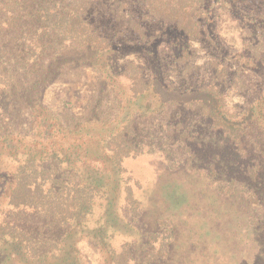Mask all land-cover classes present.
<instances>
[{"label":"rangeland","instance_id":"1","mask_svg":"<svg viewBox=\"0 0 264 264\" xmlns=\"http://www.w3.org/2000/svg\"><path fill=\"white\" fill-rule=\"evenodd\" d=\"M117 1L109 6H95L103 33L114 41L111 51L105 52L100 60L103 66L111 64L114 76L107 93L102 90L104 84L97 68L73 63L72 59L79 54L75 49L65 52L59 60L61 63L54 62L53 68H58L56 77L50 73L38 86L24 92L30 78L47 70L49 55L45 54L41 65H31L28 71L10 51L11 42L6 44L7 52L1 44L2 61L16 69V81L21 89L4 94L0 100V136L33 129L34 113L41 112L42 106L59 114L67 124L73 123L75 116L94 118L98 113L116 114V95L122 96L125 88L128 92L129 80L123 75L128 61L138 63L146 79L159 75L165 84L178 90L210 84L216 77L212 62L225 61L229 77L225 81L220 78L218 83L228 110L241 111L256 98L264 84V46L260 69L245 66L239 69L232 57L248 54L251 51L248 44L259 38L240 19L228 16L224 7L211 17L208 31L189 41L172 24L143 21L144 0ZM263 1L238 0V3L247 12L259 13L264 9ZM131 18L145 27V40L131 29ZM238 76L243 85L236 82ZM99 99L102 104L97 110ZM134 128V138L141 151L125 158L123 166L124 177H130L127 184L140 201L139 215L127 203V187L122 180L116 203L120 216L111 223L120 229V234L111 238L114 246L120 248L129 242L135 264H264V143L261 139L255 135V140L253 137L234 140L216 127L200 106H169L147 117H137ZM12 153L0 141V180L11 173L16 156H22ZM4 204L1 198L0 209L5 208ZM0 214L1 218L33 230L36 235L51 239L57 233L54 227L29 212L8 207L4 212L0 210ZM153 232L158 235L151 253L154 246L150 245L149 249L147 241ZM77 239L80 264H108L95 240L83 234ZM163 244H169L167 255L165 252L159 257Z\"/></svg>","mask_w":264,"mask_h":264},{"label":"trees","instance_id":"2","mask_svg":"<svg viewBox=\"0 0 264 264\" xmlns=\"http://www.w3.org/2000/svg\"><path fill=\"white\" fill-rule=\"evenodd\" d=\"M117 2L0 0V100L4 94L21 89L16 81V69L2 61L1 44L6 48L7 42L12 44L10 51L15 53L16 61L28 71L31 65L39 66L45 54L49 55L47 70L30 78L22 88L24 92L38 86L50 73L51 77H56L58 68H53L54 62L61 63L63 54L75 49L79 54L74 56L73 63L97 68L104 84L102 90L107 93L114 76L111 64L103 66L100 60L105 52L111 51L114 41L103 33L95 6ZM120 3L122 6L123 2ZM222 7L228 16L240 19L249 32L259 38L255 37L248 44L251 50L248 54L232 57L238 62V68H261L264 9L259 13L247 12L238 0H144L141 18L172 24L190 41L208 31V22ZM112 9L110 7L109 11ZM130 27L142 40L146 39L145 27L137 19H130ZM227 65L225 61L212 62L216 77L210 84L178 90L165 84L159 75L146 79L143 68L128 61L123 71L129 80L128 92L125 88L122 96L116 95V114L102 116L98 113L94 118L75 116L74 122L67 124L59 114L42 106L41 112L34 113L33 129L0 136L1 144L13 152L12 155L22 153L21 157L16 156L11 173L0 180V199L5 202L1 212L8 207L29 212L57 231L48 239L1 218L0 214V264H80L77 238L82 234L96 241L108 264H135L129 242L120 248L111 242V238L120 234V229L111 223L120 216L116 203L122 180L127 187V203L133 213L139 215L140 201L127 184L130 177H124L123 166L125 158L141 151L134 138L137 117H147L169 106H200L215 126L234 140L241 141L245 137L255 140L257 135L264 143V84L248 106L231 112L218 83L220 78L228 79ZM235 78L243 85L240 76ZM101 104L102 99H99L97 110ZM157 235L156 232L149 234L147 247L154 246L149 247L151 253H154L153 240ZM166 245L163 244L159 257L165 252L167 255L169 244Z\"/></svg>","mask_w":264,"mask_h":264}]
</instances>
